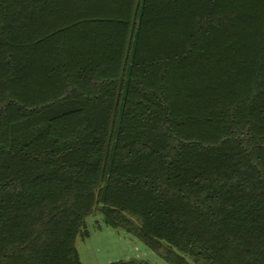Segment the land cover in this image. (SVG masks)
Returning a JSON list of instances; mask_svg holds the SVG:
<instances>
[{
  "label": "trees",
  "instance_id": "trees-1",
  "mask_svg": "<svg viewBox=\"0 0 264 264\" xmlns=\"http://www.w3.org/2000/svg\"><path fill=\"white\" fill-rule=\"evenodd\" d=\"M96 213L264 264V0H0V264H83Z\"/></svg>",
  "mask_w": 264,
  "mask_h": 264
},
{
  "label": "rangeland",
  "instance_id": "rangeland-1",
  "mask_svg": "<svg viewBox=\"0 0 264 264\" xmlns=\"http://www.w3.org/2000/svg\"><path fill=\"white\" fill-rule=\"evenodd\" d=\"M88 236H78L80 260L83 264H111L133 258L148 264H169L135 236L112 227L101 213L87 217Z\"/></svg>",
  "mask_w": 264,
  "mask_h": 264
}]
</instances>
